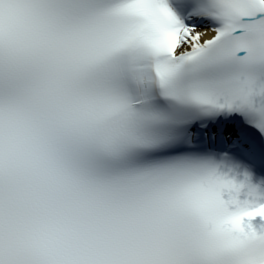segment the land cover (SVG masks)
Segmentation results:
<instances>
[{
	"label": "snow or ice",
	"instance_id": "1",
	"mask_svg": "<svg viewBox=\"0 0 264 264\" xmlns=\"http://www.w3.org/2000/svg\"><path fill=\"white\" fill-rule=\"evenodd\" d=\"M231 114L264 134V0H0V264H264Z\"/></svg>",
	"mask_w": 264,
	"mask_h": 264
},
{
	"label": "clouds",
	"instance_id": "2",
	"mask_svg": "<svg viewBox=\"0 0 264 264\" xmlns=\"http://www.w3.org/2000/svg\"><path fill=\"white\" fill-rule=\"evenodd\" d=\"M236 187L238 188L239 184H237ZM241 218H242L241 208L238 207L237 209H235L234 214L224 216L223 218L218 219L215 222V230L217 232H224L226 231V226L228 224L235 225L236 222H238ZM260 242L261 241L256 236H245L239 243L242 244L244 247L253 248V247H258Z\"/></svg>",
	"mask_w": 264,
	"mask_h": 264
}]
</instances>
